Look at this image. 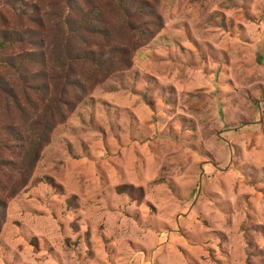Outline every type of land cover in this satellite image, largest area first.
Segmentation results:
<instances>
[{
  "label": "rangeland",
  "instance_id": "374dc122",
  "mask_svg": "<svg viewBox=\"0 0 264 264\" xmlns=\"http://www.w3.org/2000/svg\"><path fill=\"white\" fill-rule=\"evenodd\" d=\"M114 1L0 0V36L33 33L0 50V128L26 130L23 96L50 75L53 39L129 56L79 77L73 109L4 205L0 264H264V0H131L149 13ZM141 24L149 36L135 35ZM34 52L33 66L3 63Z\"/></svg>",
  "mask_w": 264,
  "mask_h": 264
},
{
  "label": "trees",
  "instance_id": "16d2710c",
  "mask_svg": "<svg viewBox=\"0 0 264 264\" xmlns=\"http://www.w3.org/2000/svg\"><path fill=\"white\" fill-rule=\"evenodd\" d=\"M9 3L13 7L18 6L14 0H9ZM112 5L116 10L124 12L131 8V0H115ZM18 9L22 13H27L25 8L18 7ZM131 10L136 13H149L141 4L132 6ZM92 12L93 16L98 15L97 10ZM110 14L115 15L112 10H110ZM64 24L68 25V23ZM83 27L88 31L87 28L90 27L88 20L82 19L79 22L80 31ZM134 31L139 38L149 36V29L144 24L136 26ZM32 36L31 32H14L9 35L3 33L0 36V50L24 40H31ZM51 48L55 53V62L51 61L53 65L50 75L45 73L37 75L36 83L28 87L33 93V101H27L25 94L23 96L27 106L30 107L29 117H31V121L26 125V130L16 129L10 122L0 128V194L3 196L0 197V225L5 217L4 205L6 201L15 197L26 186L34 166L39 160L42 147L50 142L51 131L58 123H62L66 115L73 109L74 102L71 96L75 90L80 89L79 77H84L85 81H91L96 73L105 70L112 62L117 60L124 63L129 59L126 49L113 45L106 52H101L102 49L85 51L77 47L61 46L57 39H53ZM24 58L17 57L16 62L3 61V63L12 67L16 63L20 67L33 66L38 63L35 52L24 55ZM56 58L58 62H56ZM74 65L79 67L77 74L73 71ZM26 79L24 76L22 81L25 82ZM0 91H6V87L1 82ZM5 93L7 94V92ZM4 151H7V155H3ZM43 180L55 191H62L61 186L56 184L53 178L46 176L41 179V181ZM115 193L126 195L131 199L143 197V189L131 185L118 186L115 188ZM65 202L67 209L75 208L77 197L70 196Z\"/></svg>",
  "mask_w": 264,
  "mask_h": 264
}]
</instances>
